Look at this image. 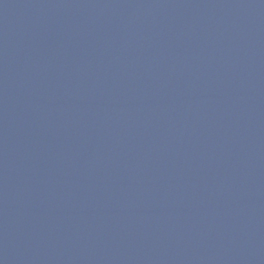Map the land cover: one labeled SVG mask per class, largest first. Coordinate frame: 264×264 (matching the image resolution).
Returning <instances> with one entry per match:
<instances>
[{"label":"water","instance_id":"obj_1","mask_svg":"<svg viewBox=\"0 0 264 264\" xmlns=\"http://www.w3.org/2000/svg\"><path fill=\"white\" fill-rule=\"evenodd\" d=\"M0 264H264V0H0Z\"/></svg>","mask_w":264,"mask_h":264}]
</instances>
